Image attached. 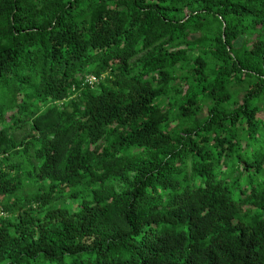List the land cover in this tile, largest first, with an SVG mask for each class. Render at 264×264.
Segmentation results:
<instances>
[{
    "label": "trees",
    "instance_id": "trees-1",
    "mask_svg": "<svg viewBox=\"0 0 264 264\" xmlns=\"http://www.w3.org/2000/svg\"><path fill=\"white\" fill-rule=\"evenodd\" d=\"M0 264H264V0H0Z\"/></svg>",
    "mask_w": 264,
    "mask_h": 264
},
{
    "label": "built area",
    "instance_id": "built-area-1",
    "mask_svg": "<svg viewBox=\"0 0 264 264\" xmlns=\"http://www.w3.org/2000/svg\"><path fill=\"white\" fill-rule=\"evenodd\" d=\"M96 81H97V80H96L95 77H89V78H88V82H89L90 84L95 83Z\"/></svg>",
    "mask_w": 264,
    "mask_h": 264
},
{
    "label": "rangeland",
    "instance_id": "rangeland-1",
    "mask_svg": "<svg viewBox=\"0 0 264 264\" xmlns=\"http://www.w3.org/2000/svg\"><path fill=\"white\" fill-rule=\"evenodd\" d=\"M239 42H240V41H237L236 45H238V44H239Z\"/></svg>",
    "mask_w": 264,
    "mask_h": 264
}]
</instances>
